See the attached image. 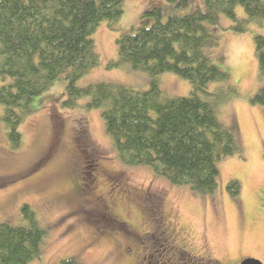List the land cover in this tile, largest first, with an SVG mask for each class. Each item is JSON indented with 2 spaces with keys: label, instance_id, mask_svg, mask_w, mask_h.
Instances as JSON below:
<instances>
[{
  "label": "rangeland",
  "instance_id": "374dc122",
  "mask_svg": "<svg viewBox=\"0 0 264 264\" xmlns=\"http://www.w3.org/2000/svg\"><path fill=\"white\" fill-rule=\"evenodd\" d=\"M152 3L123 0L121 17L110 26L99 22L90 35L98 63L76 81L77 86L112 82L149 88L146 70L117 63L116 40L138 25ZM235 13L245 16L239 5ZM232 25L223 14L218 16V43L208 52L236 88L237 95L215 112L219 122L237 134L243 151L217 161V187L211 194L173 185L148 166L121 162L99 109H86L85 98L72 109L61 107L63 74L33 99V112L19 126L22 139L17 149L8 146L0 121V223L23 224L21 205L33 209L47 234L33 264H60L68 257L84 264H145L157 209L158 221L163 218L178 234L176 244L185 245L200 262L231 264L245 256L264 264V106L249 101L264 85L253 43V34L264 35V25L250 24L244 33L235 32ZM157 80L167 94L190 93L189 82L174 73H161ZM215 86L211 83L209 89ZM1 110L0 106V114ZM232 179L239 183L235 195L226 188ZM92 206L94 212L85 211ZM169 255L170 261L176 259L174 253ZM156 260L159 256L151 262Z\"/></svg>",
  "mask_w": 264,
  "mask_h": 264
},
{
  "label": "trees",
  "instance_id": "16d2710c",
  "mask_svg": "<svg viewBox=\"0 0 264 264\" xmlns=\"http://www.w3.org/2000/svg\"><path fill=\"white\" fill-rule=\"evenodd\" d=\"M238 5L244 17L236 15ZM122 12L123 0H0V121L8 146H20L19 126L33 112V99L63 74L61 107L72 109L85 98L86 109H99L121 162L148 166L173 185L211 194L217 187V161L243 149L234 130L216 117V107L237 91L208 50L218 43L220 14L232 21L235 32L244 33L250 24L264 25V0H154L138 25L116 40L117 63L146 70L149 88L112 82L77 86L98 63L91 33L103 20L110 26ZM253 43L264 76V35L253 34ZM164 72L186 79L190 93L163 92L157 76ZM211 83L217 86L210 90ZM249 101L264 106V85ZM226 188L235 195L239 183L229 180ZM20 213L23 224L0 223V264H33L41 256L46 230L28 204ZM166 251L154 255L162 258ZM59 263L84 264L74 257Z\"/></svg>",
  "mask_w": 264,
  "mask_h": 264
},
{
  "label": "flooded vegetation",
  "instance_id": "af4514ba",
  "mask_svg": "<svg viewBox=\"0 0 264 264\" xmlns=\"http://www.w3.org/2000/svg\"><path fill=\"white\" fill-rule=\"evenodd\" d=\"M91 201L93 205L94 204L93 200ZM87 204L89 203L87 202ZM85 211L88 213L94 212L95 211L94 206H92V208L90 207V211L88 209H85ZM153 215H158V218H156L153 222H151L154 229L150 232L151 236L148 235V237L151 238V240L149 241L150 244L148 246V249H151V251L147 255H145L146 264H151V259H153L154 257H157L156 255L154 256V253L156 252V250L162 249V248L167 251L164 253L162 258H160V260H156L158 264H174L176 263V261L179 262L178 264H211V263H207L208 262L207 260H205L204 263L200 262V257L198 255L190 253L188 249H185L186 247L185 245H182L180 243H179L180 245L176 244L178 234L173 231V227L170 226L168 223H167L168 226L164 224L163 218H161V220L158 221L159 217L161 216L159 209H157ZM111 221H113L115 224L122 225V222L117 221L113 218L111 219ZM169 227H171L172 229H169ZM167 228L169 229V232H167ZM169 252L174 253V255L176 256V259L174 261H170ZM245 258L247 257L244 256L240 259H237L231 264H240V262Z\"/></svg>",
  "mask_w": 264,
  "mask_h": 264
},
{
  "label": "water",
  "instance_id": "95a60500",
  "mask_svg": "<svg viewBox=\"0 0 264 264\" xmlns=\"http://www.w3.org/2000/svg\"><path fill=\"white\" fill-rule=\"evenodd\" d=\"M240 264H263L261 261L256 260L254 258H245L243 259Z\"/></svg>",
  "mask_w": 264,
  "mask_h": 264
}]
</instances>
